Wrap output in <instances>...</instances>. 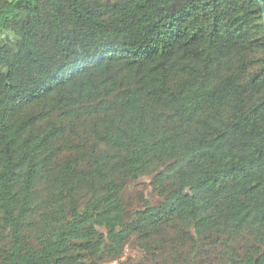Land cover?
<instances>
[{
	"label": "trees",
	"instance_id": "1",
	"mask_svg": "<svg viewBox=\"0 0 264 264\" xmlns=\"http://www.w3.org/2000/svg\"><path fill=\"white\" fill-rule=\"evenodd\" d=\"M263 7L0 0V264H264Z\"/></svg>",
	"mask_w": 264,
	"mask_h": 264
},
{
	"label": "rangeland",
	"instance_id": "2",
	"mask_svg": "<svg viewBox=\"0 0 264 264\" xmlns=\"http://www.w3.org/2000/svg\"><path fill=\"white\" fill-rule=\"evenodd\" d=\"M148 183L149 180L141 179L136 184L128 186V188L124 191V200H129L131 203L133 202V207H136L140 203L139 197L141 195L144 200H151V202H154L156 200V197L151 194V188L149 187ZM104 264H142V257L136 250H134L130 245H128L124 249L120 257H118L114 261H110ZM144 264L160 263L145 262Z\"/></svg>",
	"mask_w": 264,
	"mask_h": 264
},
{
	"label": "water",
	"instance_id": "3",
	"mask_svg": "<svg viewBox=\"0 0 264 264\" xmlns=\"http://www.w3.org/2000/svg\"><path fill=\"white\" fill-rule=\"evenodd\" d=\"M263 10H264V7H263Z\"/></svg>",
	"mask_w": 264,
	"mask_h": 264
}]
</instances>
